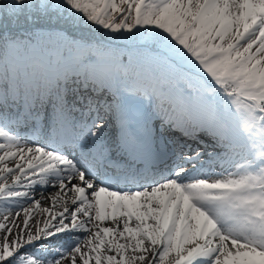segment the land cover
<instances>
[{
    "label": "snow or ice",
    "instance_id": "1",
    "mask_svg": "<svg viewBox=\"0 0 264 264\" xmlns=\"http://www.w3.org/2000/svg\"><path fill=\"white\" fill-rule=\"evenodd\" d=\"M0 212V264H264V0H0Z\"/></svg>",
    "mask_w": 264,
    "mask_h": 264
},
{
    "label": "bare ground",
    "instance_id": "2",
    "mask_svg": "<svg viewBox=\"0 0 264 264\" xmlns=\"http://www.w3.org/2000/svg\"><path fill=\"white\" fill-rule=\"evenodd\" d=\"M9 167H14V165L13 164H9ZM13 179H14V177H10V181L12 182L13 181ZM54 191H56V189H49L47 192H44V195H49L51 192H54ZM35 195H36V197L37 198H39L40 197V195H41V189L39 188V187H37L36 188V191H35ZM52 205H51V203L50 202H47V203H44V202H42V207H51ZM54 211H56V210H59V209H53ZM34 216L36 217V219L39 217V216H45V218L47 217V213H43V214H41V213H39V212H36V213H34ZM44 221V220H43ZM43 221L41 222L42 224H43Z\"/></svg>",
    "mask_w": 264,
    "mask_h": 264
},
{
    "label": "trees",
    "instance_id": "3",
    "mask_svg": "<svg viewBox=\"0 0 264 264\" xmlns=\"http://www.w3.org/2000/svg\"><path fill=\"white\" fill-rule=\"evenodd\" d=\"M5 28L8 29V31L12 32V33H21L24 32L27 28L28 25H26L23 21H20V23H13V24H5L4 25Z\"/></svg>",
    "mask_w": 264,
    "mask_h": 264
},
{
    "label": "rangeland",
    "instance_id": "4",
    "mask_svg": "<svg viewBox=\"0 0 264 264\" xmlns=\"http://www.w3.org/2000/svg\"><path fill=\"white\" fill-rule=\"evenodd\" d=\"M8 183H12L11 181H10V177L8 178ZM23 190V189H22ZM7 213L6 212H0V215H6ZM48 215V214H47ZM38 220H39V226L40 227H42L43 226V224L41 223L44 219H45V216H39L38 218H37ZM30 223H32V221H30ZM108 226H111V225H108ZM65 264H66V262H65ZM78 264H79V261H78Z\"/></svg>",
    "mask_w": 264,
    "mask_h": 264
}]
</instances>
